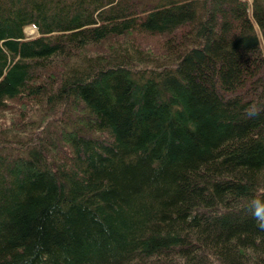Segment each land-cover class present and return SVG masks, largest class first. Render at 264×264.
<instances>
[{
    "label": "trees",
    "instance_id": "1",
    "mask_svg": "<svg viewBox=\"0 0 264 264\" xmlns=\"http://www.w3.org/2000/svg\"><path fill=\"white\" fill-rule=\"evenodd\" d=\"M1 114L0 264H264V0H0Z\"/></svg>",
    "mask_w": 264,
    "mask_h": 264
},
{
    "label": "rangeland",
    "instance_id": "2",
    "mask_svg": "<svg viewBox=\"0 0 264 264\" xmlns=\"http://www.w3.org/2000/svg\"><path fill=\"white\" fill-rule=\"evenodd\" d=\"M26 33H27L28 35H36V34H37V31H36V29H35L34 27H32V26H28V27L26 28ZM5 120H6V115H2V114H1V116H0V124L4 123Z\"/></svg>",
    "mask_w": 264,
    "mask_h": 264
},
{
    "label": "clouds",
    "instance_id": "3",
    "mask_svg": "<svg viewBox=\"0 0 264 264\" xmlns=\"http://www.w3.org/2000/svg\"><path fill=\"white\" fill-rule=\"evenodd\" d=\"M250 115H253L254 113H249Z\"/></svg>",
    "mask_w": 264,
    "mask_h": 264
}]
</instances>
